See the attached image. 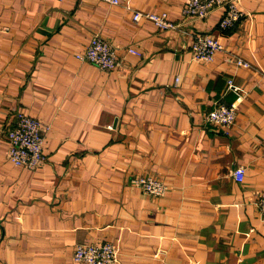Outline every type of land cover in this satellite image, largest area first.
Masks as SVG:
<instances>
[{
    "label": "crops",
    "instance_id": "obj_1",
    "mask_svg": "<svg viewBox=\"0 0 264 264\" xmlns=\"http://www.w3.org/2000/svg\"><path fill=\"white\" fill-rule=\"evenodd\" d=\"M186 2L0 0V264H82L76 244L105 242L117 264H264V0H239L227 30L223 8L181 18ZM199 33L223 46L211 62L192 55ZM93 34L116 48L111 70L76 58ZM217 101L237 103L227 132L205 121ZM17 110L50 127L35 169L7 157Z\"/></svg>",
    "mask_w": 264,
    "mask_h": 264
},
{
    "label": "built area",
    "instance_id": "obj_2",
    "mask_svg": "<svg viewBox=\"0 0 264 264\" xmlns=\"http://www.w3.org/2000/svg\"><path fill=\"white\" fill-rule=\"evenodd\" d=\"M106 1L111 4H124L126 8L131 9L128 0ZM215 8H223L218 22V27L221 30L234 27L243 16V12L239 8V0H187L181 9V18H203ZM132 19L133 21L147 19L160 29H172L176 26L167 11L155 13L132 10ZM222 48L218 38L212 37L208 33H199L194 37L191 52L196 60L211 62ZM126 51L139 57L142 56V52L133 46L127 47ZM76 58L90 62L101 69L111 70L117 64V51L109 40L99 34H93L85 49L76 54ZM236 64L243 67L249 66V63L240 58L236 59ZM227 89H237L231 79L227 81ZM236 111V102L225 104L217 101L206 113L205 121L227 132L235 122ZM13 116L12 125L6 129L7 157L17 166L35 169L46 161L43 144L50 127L38 118L18 110L13 113ZM243 174L242 167H237L233 171V176L237 181L242 180ZM130 183L143 193L158 197L164 195L167 189V185L162 179L152 175L134 176L130 179ZM254 202L264 215V193L259 194ZM72 257L74 262L82 264H117L118 251L116 246L110 242L78 243L74 247Z\"/></svg>",
    "mask_w": 264,
    "mask_h": 264
}]
</instances>
